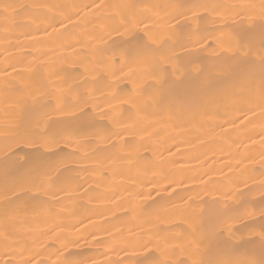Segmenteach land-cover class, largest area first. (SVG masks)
Segmentation results:
<instances>
[{
	"label": "bare ground",
	"instance_id": "bare-ground-1",
	"mask_svg": "<svg viewBox=\"0 0 264 264\" xmlns=\"http://www.w3.org/2000/svg\"><path fill=\"white\" fill-rule=\"evenodd\" d=\"M0 264H264V0H0Z\"/></svg>",
	"mask_w": 264,
	"mask_h": 264
}]
</instances>
